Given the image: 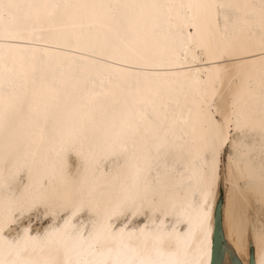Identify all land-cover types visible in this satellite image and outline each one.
I'll return each instance as SVG.
<instances>
[{
	"label": "snow or ice",
	"instance_id": "6c2138e0",
	"mask_svg": "<svg viewBox=\"0 0 264 264\" xmlns=\"http://www.w3.org/2000/svg\"><path fill=\"white\" fill-rule=\"evenodd\" d=\"M0 40L73 50L22 77L0 56V264H207L218 187L252 190L237 137H264V0H0ZM258 203L264 264V164Z\"/></svg>",
	"mask_w": 264,
	"mask_h": 264
},
{
	"label": "bare ground",
	"instance_id": "6f19581e",
	"mask_svg": "<svg viewBox=\"0 0 264 264\" xmlns=\"http://www.w3.org/2000/svg\"><path fill=\"white\" fill-rule=\"evenodd\" d=\"M81 2H92V0H81ZM112 2H127V0H112ZM141 2H159L173 4L188 3H207V2H231V3H259V0H141ZM186 32H195L194 28H187ZM4 42L0 40V44ZM0 56H7L16 61V69L22 77L24 72L35 69L51 72L58 67L67 68L73 63V50L63 49L58 41H51L46 47H41L35 51L28 50L26 42H16L11 51L0 50ZM198 58L192 61L189 58L186 70L191 72L189 84L195 87V79H206L204 75H197L196 69L205 72L211 71L214 61L209 59L206 54L197 53ZM35 58V59H33ZM233 67V66H229ZM235 69L233 68V71ZM99 74L101 80L106 81L109 73L106 69H93ZM51 119H61L68 122L77 121L82 118V114L76 109H69L64 112H53ZM241 144L243 162L249 166L253 172L254 179L251 181L252 190H234L232 183L221 184L217 189L216 200L212 208L211 234L209 237V249L207 264H212L213 259V240L216 224V209L220 200L221 187L224 186L225 198L223 206V235L224 264H233V259H238L242 264H250L251 250L254 249V260L257 264L260 259L259 249L254 246L249 236V225L258 222L261 216V207L258 203V193L260 189L261 165L264 164V137H262L259 123L257 121L256 130L237 137ZM190 258L202 259L197 248L193 247Z\"/></svg>",
	"mask_w": 264,
	"mask_h": 264
},
{
	"label": "water",
	"instance_id": "95a60500",
	"mask_svg": "<svg viewBox=\"0 0 264 264\" xmlns=\"http://www.w3.org/2000/svg\"><path fill=\"white\" fill-rule=\"evenodd\" d=\"M223 206L224 197L221 195L216 209V224L213 240V259L212 264H224V246L225 239L223 235ZM233 264H242L238 259H233ZM250 264H255L254 249L251 250Z\"/></svg>",
	"mask_w": 264,
	"mask_h": 264
},
{
	"label": "rangeland",
	"instance_id": "374dc122",
	"mask_svg": "<svg viewBox=\"0 0 264 264\" xmlns=\"http://www.w3.org/2000/svg\"><path fill=\"white\" fill-rule=\"evenodd\" d=\"M225 190H226V188L224 186H222L221 191H220V197L222 195L225 198Z\"/></svg>",
	"mask_w": 264,
	"mask_h": 264
}]
</instances>
